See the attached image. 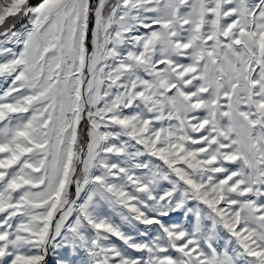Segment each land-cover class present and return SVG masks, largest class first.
Returning <instances> with one entry per match:
<instances>
[{"label":"snow or ice","instance_id":"obj_1","mask_svg":"<svg viewBox=\"0 0 264 264\" xmlns=\"http://www.w3.org/2000/svg\"><path fill=\"white\" fill-rule=\"evenodd\" d=\"M0 264H264V0H0Z\"/></svg>","mask_w":264,"mask_h":264},{"label":"rangeland","instance_id":"obj_2","mask_svg":"<svg viewBox=\"0 0 264 264\" xmlns=\"http://www.w3.org/2000/svg\"><path fill=\"white\" fill-rule=\"evenodd\" d=\"M19 26V25H18Z\"/></svg>","mask_w":264,"mask_h":264}]
</instances>
